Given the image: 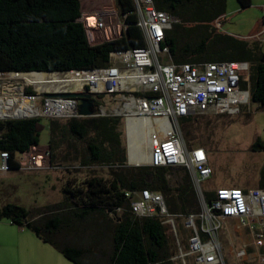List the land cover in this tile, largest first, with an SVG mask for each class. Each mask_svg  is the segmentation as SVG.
I'll list each match as a JSON object with an SVG mask.
<instances>
[{
  "label": "trees",
  "instance_id": "1",
  "mask_svg": "<svg viewBox=\"0 0 264 264\" xmlns=\"http://www.w3.org/2000/svg\"><path fill=\"white\" fill-rule=\"evenodd\" d=\"M241 8L252 0H237ZM121 15L131 25L119 39L91 45L80 19V0H0V73H55L91 70L108 66L113 51L144 47L143 34L135 25L133 0H115ZM227 0H156V7L171 14L178 22L166 32L163 46L169 47L174 63L238 62L250 65L251 101L264 111V49L258 42L219 32ZM4 88L1 95H26L24 87ZM247 82L243 85L246 86ZM28 95H35L28 91ZM92 96L99 111L102 96ZM121 117L97 116L73 118L66 122L50 119V160L66 145L75 150L83 166L99 165L109 169V177L91 176L73 188H64V199L37 214L17 204L0 207V221L24 227L51 245L74 264H100L80 242L79 228L94 219L110 231L108 264H174L166 227L154 217H138L131 209L126 192L148 189L163 195L173 215L201 211L192 178L184 167L129 166L119 129ZM195 118L182 119L184 140L192 148ZM126 122L128 158L131 164L148 161L143 126ZM41 118L0 121V151L10 155L12 170L20 169L15 157L39 145ZM80 147V149H79ZM252 151H264L257 139ZM171 172L181 173L180 183L172 186ZM260 188H264L261 182ZM212 194H207L210 199ZM115 214L119 221L111 217ZM82 229V228H81ZM239 264H249L243 261Z\"/></svg>",
  "mask_w": 264,
  "mask_h": 264
},
{
  "label": "built area",
  "instance_id": "2",
  "mask_svg": "<svg viewBox=\"0 0 264 264\" xmlns=\"http://www.w3.org/2000/svg\"><path fill=\"white\" fill-rule=\"evenodd\" d=\"M135 23L143 34L144 47L113 51L109 65L91 70H69L49 73V78L62 81L64 89L53 90L45 100L42 115L51 119L81 118L77 99L71 95L92 94L102 96V106L92 117L118 116L134 120L143 126L146 138H157L150 147L149 160L144 165L153 167H184L192 178L201 211L197 214L173 215L168 211L163 195L148 189L126 192L132 212L138 217H154L166 227V234L173 236L183 264H226L219 239V231L226 227L232 245L239 231L249 234L254 244L242 243V255L248 248L255 250L258 263L264 264V188L240 189L221 187L206 198L202 183L212 176L208 153L200 146L189 148L184 140L180 123L182 119L215 113L238 115L251 102L249 69L238 62L174 63L169 47L163 46L166 32L178 20L156 7V0H133ZM127 14L121 15L116 7L109 10L82 13L78 20L83 24L91 45L119 39L131 25ZM9 74L10 78L19 73ZM247 82L246 86L243 85ZM80 86V89H76ZM72 87V88H71ZM28 96V95H27ZM61 96V97H60ZM119 104L114 112L102 109L105 98ZM34 98L35 95H29ZM67 97V98H65ZM34 100V99H33ZM35 101V100H34ZM72 104V109L48 110L47 103ZM32 118V117H30ZM146 123L150 124V129ZM32 146L15 157L20 168H40L50 149ZM0 171L12 170L10 155L0 151ZM115 221L119 218L111 214ZM188 233L185 238L179 231L177 221ZM174 259V258H173ZM245 261V260H244Z\"/></svg>",
  "mask_w": 264,
  "mask_h": 264
},
{
  "label": "rangeland",
  "instance_id": "3",
  "mask_svg": "<svg viewBox=\"0 0 264 264\" xmlns=\"http://www.w3.org/2000/svg\"><path fill=\"white\" fill-rule=\"evenodd\" d=\"M80 1L81 12L86 15L92 11L109 10L111 7H116L115 0ZM226 18L227 20L220 31L241 37L253 35L259 22L263 23L261 29L264 28V0H252L251 6L245 9L240 7L237 0H227ZM221 21L214 22L216 28L220 27ZM248 40L258 42L264 49V31L256 39ZM248 67L249 69L245 73L246 78H249L250 75V65ZM35 74L19 73L13 75V79L9 74H0V97L13 98V95L1 94L9 92L4 88L20 82V86L25 89V94L28 95V91L35 93V97L32 99L35 100L38 108L44 109L45 100L50 97L49 93H53V90L64 89V87L62 83H51V85L47 83L41 87V91L37 90L38 87L32 83ZM48 80H50L49 77ZM109 98L108 96L105 98V105L102 109H105L106 112H114L121 108L119 104L110 102ZM32 118H41L42 129L39 135V147L49 148L51 118L47 116ZM194 118L196 138L191 145L192 147H203L207 151L209 165L212 168V176L202 183L205 194L221 187H238L243 190L260 187L261 182H264V151H252L251 146L257 139L264 144V111L251 101L238 115H220L209 112ZM121 119L119 126L122 133L121 140L128 157L127 129L124 119ZM6 120L14 119H0V121ZM57 120L66 122L69 119L59 118ZM156 139L153 136L149 139L146 138L145 146L148 156L150 147ZM67 152V146L64 145L62 150L57 151L54 164L46 158L40 168L0 171V207L7 203L17 204L36 215L39 210L61 202L65 196L64 188L80 185L91 176L109 177L108 168L99 165L83 166L79 158L76 157L75 150H71V154L64 158ZM180 177L181 173L175 172L167 175L172 186L180 183ZM97 222L91 219L82 224V229L79 228L81 231L80 242L83 243V248L91 253V257L97 260L100 258V264H108L110 231L108 232L101 224L100 227L97 226ZM176 224L185 238L188 233L182 229V221L179 220ZM232 233L236 240L235 245H232L226 227L223 226L219 231L226 264H239L244 260L249 264H259L258 257L254 254L255 250L252 247L238 257V252L242 251L243 247L241 242L237 241L235 232L232 231ZM168 238L173 251L174 264H183L180 258H176L179 255V249L173 236L169 234ZM0 264L74 263L67 260L51 245L38 239L27 228L12 225L8 220H2L0 221ZM187 264H194V262L191 259L187 261Z\"/></svg>",
  "mask_w": 264,
  "mask_h": 264
},
{
  "label": "bare ground",
  "instance_id": "4",
  "mask_svg": "<svg viewBox=\"0 0 264 264\" xmlns=\"http://www.w3.org/2000/svg\"><path fill=\"white\" fill-rule=\"evenodd\" d=\"M34 74V73H32ZM49 75L46 73H36L33 79V85L38 87L37 90L41 91V87L47 83H62L56 77L48 80ZM54 85V84H53ZM52 88V87H51ZM61 88V87H60ZM78 86L76 89H79ZM13 98H2L0 97V119H18L24 117H35L42 115L43 111L37 107L36 102L29 98L27 95H13ZM48 110H62L66 112L67 110L72 109V104L62 105L60 102H51L47 103ZM150 129V124L146 123ZM149 160V158H148ZM148 162V161H147ZM145 162V163H147ZM143 163V164H145Z\"/></svg>",
  "mask_w": 264,
  "mask_h": 264
},
{
  "label": "water",
  "instance_id": "5",
  "mask_svg": "<svg viewBox=\"0 0 264 264\" xmlns=\"http://www.w3.org/2000/svg\"><path fill=\"white\" fill-rule=\"evenodd\" d=\"M32 73H43V72H31V73H21V74H32ZM92 96H93L92 94L71 95V97L77 98L78 114L81 118L92 117L96 113L97 110L94 107V100L92 99ZM24 118H30V117H24ZM18 119H23V118H18ZM127 164L129 166L138 165V164H131L129 162L128 157H127Z\"/></svg>",
  "mask_w": 264,
  "mask_h": 264
},
{
  "label": "crops",
  "instance_id": "6",
  "mask_svg": "<svg viewBox=\"0 0 264 264\" xmlns=\"http://www.w3.org/2000/svg\"><path fill=\"white\" fill-rule=\"evenodd\" d=\"M252 3V2H251ZM250 7V6H249ZM226 8H227V5H226ZM248 8V7H247ZM243 9H245V8H243ZM221 23L222 24H220V27H218V30H219V32H221V33H226V32H222V31H220V28L223 26V24L226 22V20H227V18H226V12H225V14L224 15H222L221 16ZM264 21V20H263ZM263 23H261V22H259L258 23V26H257V28H256V31L254 32V34L253 35H250V36H248V37H241V36H239V35H235V34H230V35H232V36H234V37H236V38H240V39H251V38H254V39H256L259 35H262V33H263V31H264V28L263 29H261V27L263 26L262 25ZM226 34H229V33H226ZM237 235V241L238 242H241V244L242 243H247V244H250V245H252V244H254V240H253V238L249 235V234H246V233H244V231H239V233L238 234H236ZM39 239V238H38ZM235 242H236V240H233V243H234V245H235ZM232 243V242H231Z\"/></svg>",
  "mask_w": 264,
  "mask_h": 264
},
{
  "label": "clouds",
  "instance_id": "7",
  "mask_svg": "<svg viewBox=\"0 0 264 264\" xmlns=\"http://www.w3.org/2000/svg\"><path fill=\"white\" fill-rule=\"evenodd\" d=\"M21 74V73H20ZM26 119V118H23ZM39 146V145H38ZM137 166H148V165H144V164H138Z\"/></svg>",
  "mask_w": 264,
  "mask_h": 264
},
{
  "label": "flooded vegetation",
  "instance_id": "8",
  "mask_svg": "<svg viewBox=\"0 0 264 264\" xmlns=\"http://www.w3.org/2000/svg\"><path fill=\"white\" fill-rule=\"evenodd\" d=\"M93 99V98H92Z\"/></svg>",
  "mask_w": 264,
  "mask_h": 264
}]
</instances>
